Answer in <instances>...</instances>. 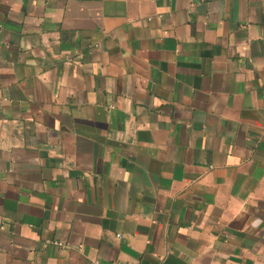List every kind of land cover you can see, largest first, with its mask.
<instances>
[{
    "label": "crops",
    "instance_id": "0c3cea01",
    "mask_svg": "<svg viewBox=\"0 0 264 264\" xmlns=\"http://www.w3.org/2000/svg\"><path fill=\"white\" fill-rule=\"evenodd\" d=\"M0 264H264V0H0Z\"/></svg>",
    "mask_w": 264,
    "mask_h": 264
},
{
    "label": "built area",
    "instance_id": "2783aa9c",
    "mask_svg": "<svg viewBox=\"0 0 264 264\" xmlns=\"http://www.w3.org/2000/svg\"><path fill=\"white\" fill-rule=\"evenodd\" d=\"M135 133V129L133 128L132 131H131V134L133 135ZM127 133H115V137H118L119 139L121 140H125L127 139L129 136L126 135Z\"/></svg>",
    "mask_w": 264,
    "mask_h": 264
}]
</instances>
